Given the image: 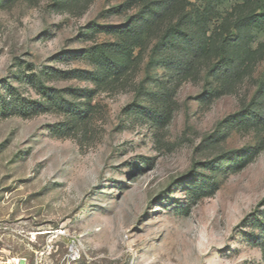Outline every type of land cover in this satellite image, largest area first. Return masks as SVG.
<instances>
[{
    "label": "rangeland",
    "instance_id": "rangeland-1",
    "mask_svg": "<svg viewBox=\"0 0 264 264\" xmlns=\"http://www.w3.org/2000/svg\"><path fill=\"white\" fill-rule=\"evenodd\" d=\"M4 1L0 100L41 101L27 78L41 75L65 109L0 112V260L264 264V130L249 114L264 60L215 96L204 70L177 77L180 59L155 37L134 75L89 97L94 85L74 71L93 70L91 48L136 26L140 7ZM212 5L220 13L231 1ZM259 42L264 29L253 31L252 45ZM84 102L83 124L67 127L73 105Z\"/></svg>",
    "mask_w": 264,
    "mask_h": 264
},
{
    "label": "trees",
    "instance_id": "trees-1",
    "mask_svg": "<svg viewBox=\"0 0 264 264\" xmlns=\"http://www.w3.org/2000/svg\"><path fill=\"white\" fill-rule=\"evenodd\" d=\"M79 1L67 0L70 6ZM91 1L85 2L88 4ZM198 1L201 3L199 6L191 0H126V4L140 7L137 25L118 27L116 41L95 44L91 48L93 70L85 71V74H81L84 71H74L73 74V77L94 85V91L84 93L91 97L96 90L113 88L112 85L122 75H134L155 37L167 42L174 51L173 55L180 59L174 68L177 77L196 76L204 70L215 83V96L230 93L235 83L241 81L255 63L264 60V43L252 45L253 31L264 29V0H227L231 1L229 9L220 13L212 5L216 0ZM2 2L5 1L0 0V6ZM57 2L61 6L66 4V0ZM199 64H202L201 67ZM40 77L27 76L28 82L41 92V101L10 93L9 99L0 100V112L29 117L50 108L65 109L58 100V90L44 86ZM254 102L256 105L249 110V114L255 112V117L250 124L264 130V115L258 112L261 105L264 107V86ZM88 104L73 105L70 111L72 118L67 127L83 124L89 112ZM61 130L59 128L58 132Z\"/></svg>",
    "mask_w": 264,
    "mask_h": 264
},
{
    "label": "built area",
    "instance_id": "built-area-1",
    "mask_svg": "<svg viewBox=\"0 0 264 264\" xmlns=\"http://www.w3.org/2000/svg\"><path fill=\"white\" fill-rule=\"evenodd\" d=\"M13 259V258H12ZM15 259V258H14ZM13 259V260H14ZM0 264H10V260L9 259H7V260H5V261H3V260H0Z\"/></svg>",
    "mask_w": 264,
    "mask_h": 264
}]
</instances>
